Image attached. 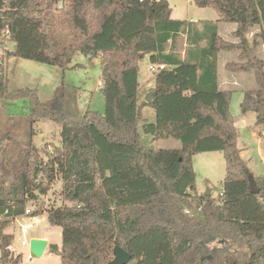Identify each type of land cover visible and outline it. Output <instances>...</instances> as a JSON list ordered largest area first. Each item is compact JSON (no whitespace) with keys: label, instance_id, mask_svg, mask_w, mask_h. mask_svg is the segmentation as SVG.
<instances>
[{"label":"trees","instance_id":"trees-1","mask_svg":"<svg viewBox=\"0 0 264 264\" xmlns=\"http://www.w3.org/2000/svg\"><path fill=\"white\" fill-rule=\"evenodd\" d=\"M193 2L236 26L235 43L210 33L208 63L165 53L190 25L172 20L165 0H0V42L13 46L8 57L63 70L76 53L99 58L104 102L103 113L80 116L60 89L47 102L30 89L10 92L0 65V99H28L29 121L61 126L51 152L32 144L21 151L14 175L20 197L0 199V264L20 263V256L8 263L12 237L3 232L28 202L36 203L32 215L46 212L48 224L61 228V245L49 246L60 264H107L115 246L130 254L128 264H264V176L253 177L259 193L252 194L229 112L232 91L218 89L215 66L219 51L238 52L226 69L251 73L256 84L243 92L240 112L254 113L264 127V0ZM147 55L171 68L155 75L150 102L139 105L138 65ZM142 107L155 112L142 133L153 142L177 140L180 149L143 145ZM206 152H221L226 162L221 206L196 192L191 159ZM57 178L68 204L47 209L42 197Z\"/></svg>","mask_w":264,"mask_h":264},{"label":"rangeland","instance_id":"rangeland-1","mask_svg":"<svg viewBox=\"0 0 264 264\" xmlns=\"http://www.w3.org/2000/svg\"><path fill=\"white\" fill-rule=\"evenodd\" d=\"M165 1L173 11L172 17L174 18H180L181 13L188 5V0ZM61 6L62 4L58 3L56 8H61ZM12 47L10 43L0 42V65H2V72L6 75L10 92L30 89L36 91V96L41 102H47L52 99L56 90L60 89L77 115L81 116L88 110L103 113L104 102L99 85L102 82L99 58H90L76 53L68 68L63 70L33 61L8 57L6 51H10ZM259 50L258 52L261 54ZM144 60V62L140 61L139 65L141 64L143 73H146L147 77L151 79L156 74L147 70L149 59ZM151 86L150 89L154 90L155 85ZM241 98V92L235 90L232 91L229 101V112L234 125L238 129L240 127L244 129L242 133L237 130V148L240 151L243 164L251 175L264 176V137L261 138L259 133L264 127L255 125L252 113L241 114ZM29 110L28 99L15 102H6L0 99V199L9 203L20 197L17 179L14 175L15 166L21 160V151L27 150L28 145L32 144L40 152L48 153L53 150V146L60 144L61 126L47 120L31 122L28 120ZM141 117L139 133L145 147L162 150L181 148V144L177 140L153 142L150 137L142 133V124L154 121V110L143 109ZM99 145L101 149L107 150L103 143H99ZM191 161L197 194H204L209 190L211 197L217 198L227 176L223 154L221 152L196 154L192 156ZM61 192L62 182L60 178H57L50 186L47 195L42 197L47 209L68 204L63 200ZM34 204L28 202L26 207L33 209ZM20 224L27 225V219L20 222L12 221L3 232V234H9L12 237L10 249L7 251L8 263L16 256H20L19 264H60V260L55 254L48 255L46 253L43 257L37 258L30 253L28 247L22 246L23 236L19 231ZM35 232L48 238L51 244L61 245V228L50 226L47 218L30 230L25 239H31L36 235Z\"/></svg>","mask_w":264,"mask_h":264},{"label":"crops","instance_id":"crops-1","mask_svg":"<svg viewBox=\"0 0 264 264\" xmlns=\"http://www.w3.org/2000/svg\"><path fill=\"white\" fill-rule=\"evenodd\" d=\"M187 2L188 5H186V8L184 9L183 13H181L180 18L172 17V13H173L172 10L170 16L172 20L182 21L185 22L186 24H190L189 28H187L185 32L180 33L179 37H177L176 40L177 44L175 42L176 46L175 44L173 45L174 49H172V43L168 42L165 53H169L173 51V54H175L181 61L186 60L188 53L189 61L191 62L204 61L205 63H208L212 60V58L207 56L204 53L203 49L206 47V39L210 35V33H212L214 29H216V32L219 38H221V40L228 43L229 42L235 43L236 40L233 37V33L235 32L236 26L234 24L220 22L218 13L211 8H199L195 5L193 1L191 2L188 0ZM199 33L203 34L204 37V39L201 41H199ZM251 36L252 34L249 36V38H251ZM261 49H260L261 56L262 58H264V47H261ZM144 59H149L148 66L152 64L150 62V56L148 55L145 56L141 60V62H144L145 61ZM238 60H239L238 52H228L223 50L219 51L215 56L216 79H217L216 81H217V87L220 91H224V90H231V91L236 90L238 92L240 91L243 97V92L245 90L256 89V84L253 80L251 73L250 74L233 73L226 69L227 64L237 63ZM138 66H139V70H138L139 86L137 90V96H138V104L141 105L143 102H145L144 99L148 94L152 95L153 90L150 88H152L151 85L153 84L155 85V75L151 79H149L146 73H143L141 64ZM166 68L168 69L171 67L166 66ZM146 108L149 107H142L141 111ZM252 114L254 115L255 118V114L254 113ZM234 127L240 133L244 131L242 127H240L239 129L235 125ZM259 133L261 135V138L264 137V128H262V130H260ZM253 177L257 178L261 176L253 175ZM35 234L36 235L32 236L31 239L32 238L45 239L48 242L47 247L44 250V253L41 257H43L46 253H48V255L53 254L49 252V246L51 245V243L49 242L48 238L41 236L39 233L37 234V232H35ZM9 249L10 248H8V250Z\"/></svg>","mask_w":264,"mask_h":264},{"label":"built area","instance_id":"built-area-1","mask_svg":"<svg viewBox=\"0 0 264 264\" xmlns=\"http://www.w3.org/2000/svg\"><path fill=\"white\" fill-rule=\"evenodd\" d=\"M166 69V66L164 64H150L148 66V70L149 72H151L152 74H158L159 72L163 71ZM100 86H102V82L99 83ZM222 197V190L221 192L219 193L217 199L219 198V200H217L216 202V205L217 206H221L222 205V201L220 200V198ZM198 212L201 211L200 208L197 209ZM32 212H33V209H26L25 210V213L19 217H16L14 219L15 222H20V221H23L25 219H27L28 221V224L27 225H21L19 226V231L21 233V235L23 236V240L21 242V245L22 246H26L28 247L29 246V239L26 240L25 239V236L30 232V230L34 229V227L36 225H38L40 222H44V220L47 218V213L44 212L42 215L40 216H35V215H32ZM183 213L187 216H191L193 214V211L188 208V207H185L183 209Z\"/></svg>","mask_w":264,"mask_h":264},{"label":"water","instance_id":"water-1","mask_svg":"<svg viewBox=\"0 0 264 264\" xmlns=\"http://www.w3.org/2000/svg\"><path fill=\"white\" fill-rule=\"evenodd\" d=\"M151 97H152V95L148 94L145 97L144 101L146 103L150 102ZM249 185H250V191L252 194H258L259 193V190L257 189V187L254 183L253 176H251L249 178ZM204 195L209 197L210 191L207 190L204 193ZM47 244H48V242L45 239L32 238L29 241L28 249L33 256L40 258L43 255L44 250L47 247ZM130 261H131L130 254L127 253L122 248H120L119 246H115L113 249V258L107 264H128Z\"/></svg>","mask_w":264,"mask_h":264}]
</instances>
